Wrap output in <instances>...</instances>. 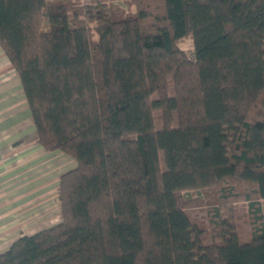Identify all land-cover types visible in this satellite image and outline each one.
I'll return each instance as SVG.
<instances>
[{
	"label": "trees",
	"instance_id": "1",
	"mask_svg": "<svg viewBox=\"0 0 264 264\" xmlns=\"http://www.w3.org/2000/svg\"><path fill=\"white\" fill-rule=\"evenodd\" d=\"M130 3L0 0L37 142L76 163L0 264H264V0ZM231 180L257 225L204 244L185 201Z\"/></svg>",
	"mask_w": 264,
	"mask_h": 264
},
{
	"label": "crops",
	"instance_id": "2",
	"mask_svg": "<svg viewBox=\"0 0 264 264\" xmlns=\"http://www.w3.org/2000/svg\"><path fill=\"white\" fill-rule=\"evenodd\" d=\"M75 166L38 144L20 78L0 48V253L60 221L59 178Z\"/></svg>",
	"mask_w": 264,
	"mask_h": 264
},
{
	"label": "rangeland",
	"instance_id": "3",
	"mask_svg": "<svg viewBox=\"0 0 264 264\" xmlns=\"http://www.w3.org/2000/svg\"><path fill=\"white\" fill-rule=\"evenodd\" d=\"M79 1L88 3L89 0ZM104 1H106L107 3L113 2L118 6H123V4H131L130 0ZM131 8L134 9V6L132 4ZM179 45L185 51H189L191 49V41L188 38L181 42ZM156 117H158L157 114ZM157 124H159V122H157ZM229 186L231 187V189L225 188V192L223 193H221L223 190L222 188H220V186H212V188L209 189L211 190L212 197H209L211 193L206 194V192H203L207 190H203L201 192L199 191L200 193L197 191H191V198L185 201L187 206L186 211L189 213L192 221H194L207 231L206 234H204V244L210 243L211 237L218 234V231L220 229V219L228 221L229 223H233V225L235 226V231L241 238V241L249 239L250 235L257 225L256 221L253 220L251 211L249 210V200H247L245 196L249 194V186L245 184L235 183L233 182V180L229 182ZM227 191H230V193L227 194ZM217 208L219 209V211H215V209ZM262 211V214L264 215V207Z\"/></svg>",
	"mask_w": 264,
	"mask_h": 264
}]
</instances>
